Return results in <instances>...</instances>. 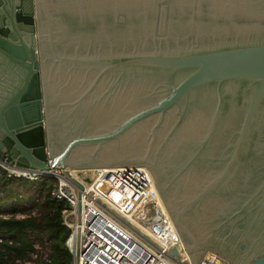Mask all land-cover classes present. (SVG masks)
I'll use <instances>...</instances> for the list:
<instances>
[{
	"label": "water",
	"instance_id": "1",
	"mask_svg": "<svg viewBox=\"0 0 264 264\" xmlns=\"http://www.w3.org/2000/svg\"><path fill=\"white\" fill-rule=\"evenodd\" d=\"M111 1L104 5L103 0H0V156L36 168L60 164L80 190L83 184L71 175L70 168L123 163L146 165L178 233H182L181 242L175 241L167 249L168 255L177 258L186 252L193 264H198L210 251L227 264H264V251L255 256L244 253L242 258L236 255L241 249L259 246L264 241V230L258 232L260 224L247 229L245 219L237 216L264 191V162L246 176L251 181L247 187L233 188L231 181L240 169L238 157L254 127L258 131L253 138L264 152V36L247 40L210 39L205 33L198 34L197 38L187 36L191 35L190 28L185 32L176 28L181 19L177 25L173 23L175 11L179 10V2L174 0L173 9L166 12L172 18L173 29H169L170 19L162 29L163 32L169 29L170 36L160 38L151 36L150 32L148 40L137 41L129 47L117 45L116 48L115 39L108 40L107 47L102 41H96L87 50L80 45L61 46L63 40L56 35V27L64 23L74 29L86 27L88 18L78 19L76 11L102 13L93 16L98 22L99 18L108 16L106 28L112 29L122 12L121 2L127 0ZM52 2L54 5L50 6ZM48 20L53 24V37L57 36L53 40V58H47L52 42L44 36ZM91 23L87 26L91 30L99 25ZM147 28L150 30L148 20ZM79 61L85 63L83 69L88 73L79 75L76 86L77 94L81 95L79 99L68 102L52 97L49 73L73 74ZM60 82L66 85L65 81ZM96 88L101 90L100 98L113 100L118 91L129 90L143 100L129 108L125 104L123 113L110 119L108 124L91 128L89 125L94 124L77 116L73 108L85 96L97 91ZM235 104L239 108L231 109ZM232 110H237L235 127L224 148L225 157H211L210 164H216L217 169L206 170L208 174L202 177V186L190 194L193 202L214 190L223 192L217 205L218 214L214 216L215 225L211 234L210 231L207 234L212 239L207 236L193 239L186 232L182 217L186 211L185 200L178 197V188L184 185L185 176L188 180L194 176L191 173L198 161L209 158L210 145L217 139L218 130L229 126L225 121ZM198 119L202 125L200 135L191 138L188 135L181 142L189 138L186 144V147L192 145L189 154L185 146L178 145V148L184 147V156L180 152L164 158L161 149L178 135L182 124ZM139 127L147 129L139 149L105 153V149H111ZM243 191L248 197L245 200L235 197V201L241 202L237 207L232 200L233 193ZM256 202L257 199L253 203ZM178 208L181 210L177 212ZM235 222L238 229H234Z\"/></svg>",
	"mask_w": 264,
	"mask_h": 264
},
{
	"label": "built area",
	"instance_id": "2",
	"mask_svg": "<svg viewBox=\"0 0 264 264\" xmlns=\"http://www.w3.org/2000/svg\"><path fill=\"white\" fill-rule=\"evenodd\" d=\"M51 162L49 158L48 163ZM0 170L32 181L55 180L51 194L68 204L63 211V223L70 229L67 244L73 253L71 264H193L186 252L177 258L167 253L170 245L181 239L146 165L123 163L70 168L71 175L83 184L81 190L60 164L36 168L0 156ZM0 194L2 202H7L4 192ZM25 205L28 207L29 203ZM198 264L227 262L209 251Z\"/></svg>",
	"mask_w": 264,
	"mask_h": 264
},
{
	"label": "flooded vegetation",
	"instance_id": "3",
	"mask_svg": "<svg viewBox=\"0 0 264 264\" xmlns=\"http://www.w3.org/2000/svg\"><path fill=\"white\" fill-rule=\"evenodd\" d=\"M179 2V10L183 13L185 12H193L192 9L193 3H189L188 1ZM111 0H103L104 5H108L111 3ZM142 0H127L122 1L120 8H122V12L118 15V19L114 23L112 29H110L111 33L115 34V47L124 46L129 47L135 42H141L143 39L149 38L150 30L147 28V17L146 10L144 5L141 4ZM202 2V1H201ZM224 2H229L230 11L223 12L225 9H221V11L217 14V16L213 15L211 8L205 9L201 4L197 7L201 13L208 17L206 22L199 21L200 27H195L194 29L202 31V33H207L209 31L212 32L209 35L210 39L217 37V40H247L252 37H263L264 31V19L262 17V13L257 10L251 0H217L215 3L216 7H222ZM208 4H211V1H208ZM95 15H102V13L96 11L86 12H75V17L84 18L86 16L92 17ZM125 19H124V18ZM182 21L179 22V27H187L186 25L182 26ZM179 27L178 28L179 30ZM57 28L56 35L60 36L63 40L61 46L72 48L68 46H72L76 48V45L79 43H75L79 40V37L84 34V26L77 27L76 29L71 26H66L63 28ZM83 29V30H82ZM109 28H105L103 36L105 40L103 41L105 47L108 45V35L107 31ZM200 34V33H198ZM78 64V63H77ZM65 67V66H64ZM77 70L72 74V72H65L61 76H57L55 73H49L50 77V88L51 94L55 95L58 100L72 101L74 99H79L81 95L77 94L76 86L80 82L79 75L80 74H88L84 71L83 68H76ZM70 75V76H69ZM63 80L66 82V85H63L60 81ZM92 93V95H87L83 98V100L79 101L75 104L73 108V112L75 113H84V119L88 122H91L94 125H89L91 128L101 127L109 123L110 119L117 117L118 115L123 113V106L127 104V107H132L138 101L143 99H138V95L127 90L125 93L118 91L116 95L110 98H100L99 94H101V90H98ZM100 98V99H99ZM99 99V100H98ZM80 103H83V106H79ZM68 108H70V104H68ZM203 110V109H200ZM236 117V112L229 115V117L225 121V125H228L227 128H220L218 130L217 139L210 145V151L207 152L208 159L200 160L196 163L197 167H195L194 172L191 174L194 175L190 180L184 177V185L179 187L178 189V197L183 198V209L186 210L182 213V217L184 218V224L187 228L190 229L191 233L196 237H205L212 239V236L207 235L210 231L212 232V228L215 225V222L209 227L208 222L210 219L217 214L216 212L217 205L220 201V198L223 192L213 191L211 193H207V196L200 198L196 201L192 202L190 198L191 191H195L202 186L203 179L202 177L208 174L205 172L206 170H216L217 165L211 166L210 161L211 157L214 155L216 158L224 159L225 155H222L224 148L229 143V137L234 131V120ZM228 123V124H227ZM183 128L177 133V136L172 137L168 141V145L164 146V149H161V153L164 158H167L168 155L172 153H180L185 149L178 148V145H183L186 147L187 141L191 137H197L201 133L202 125L200 120L198 119L193 123H183ZM165 128L167 126L165 125ZM146 130L143 127H139L134 132L128 134L123 139H121L117 144H115L111 149H105V153L108 155H112L117 151L123 152V150L128 149H139L142 142L145 141L146 138ZM161 129L160 132H162ZM189 135V138L186 139L184 143V138ZM161 143V142H159ZM124 148V149H123ZM142 148V147H141ZM161 148V147H160ZM178 148V149H177ZM247 152V151H246ZM248 153V152H247ZM185 152L181 154L184 156ZM246 156V160L243 161V158ZM240 160V169L237 170L236 174L232 175V187L236 189L241 188L243 186L247 187L251 181L246 180V176L251 173H254L260 165L264 162V152L262 151L259 155H253L251 158H248V155H242L238 157ZM255 169V170H254ZM187 173H183L185 175ZM229 190V189H228ZM176 194V193H175ZM183 194L184 196H181ZM177 195V194H176ZM167 198V197H166ZM168 201V199H167ZM169 203V202H168ZM182 209V210H183ZM178 208L176 211H180Z\"/></svg>",
	"mask_w": 264,
	"mask_h": 264
},
{
	"label": "rangeland",
	"instance_id": "4",
	"mask_svg": "<svg viewBox=\"0 0 264 264\" xmlns=\"http://www.w3.org/2000/svg\"><path fill=\"white\" fill-rule=\"evenodd\" d=\"M181 1H188L189 3H193L192 5V9L194 10L193 12H181L179 10L175 11L176 15L173 16V19L175 20L173 23L177 25V22H179V20H182V23L184 25H186L187 27H179V30L182 29V32H185L187 29H189V33H191V35H187V36H193L195 38H197L198 33H200L201 36H203L204 34L202 33V31L196 30L194 29L195 27H200L199 26V21L202 22H206L208 17L206 15H204L203 13H201L199 10H197V7L200 6L202 8V6L205 9L211 8L212 10V14L217 16V14L221 11V9H225L223 12H229L230 9V4L229 2H224V4L222 5V7H216L215 3L217 0H181ZM202 1V2H201ZM208 1H211V4H208ZM252 2H254L255 4H253V6L259 10L262 13V17L264 19V0H251ZM173 2L174 0H142V5H144L145 10L147 11L146 17L148 19V21L150 22V32H151V36H157V37H167L168 35L170 36V31L173 29L172 28V18L171 16H169L170 14L166 15V12L170 11L173 9ZM202 6H201V5ZM54 3H50V6H53ZM178 7H179V3H178ZM53 16V15H52ZM169 18H168V17ZM108 16L103 17V19L99 18V22L97 20H95V18L86 16V18H88L87 22H86V27L84 28V34L82 36L79 37V40L76 41L75 43H79V45L82 47L83 49L87 50L88 47L91 46L92 43H95L96 41L98 42H103L105 40V37L103 36L104 34V28H106L107 24H108ZM53 20L55 21L54 17H52ZM111 19V18H110ZM169 19H170V26L169 29L165 32L162 31V29H164V26H167L169 24ZM102 21V22H101ZM93 22V24H97L98 26H94V28H92L93 30H91L90 28H87L88 25H91ZM110 22V20H109ZM46 33H44V36L46 34L47 39L52 42L51 46H50V52L47 55V58H49L51 56V58H53L52 56L54 55V44H53V40L56 39V35L55 37H53V24L49 22L46 23ZM73 26H76V23L73 22ZM83 30V29H82ZM107 31V35H108V40H110V42H114L115 39V34L113 32V34L111 33L110 29L106 30ZM263 31H264V26H263ZM206 34H212L211 31L207 32ZM59 38H61L60 36H58ZM62 39V38H61ZM104 43V42H103ZM74 45H70L68 47H73ZM53 47V49H52ZM179 48V47H177ZM81 55H85L87 54L86 52H80ZM93 56H96L95 52H92ZM52 61V59H51ZM52 63V62H51ZM46 73L49 72V68L46 67ZM191 147L192 145H189V147H185V149H188V154L189 151H191ZM176 162H178L177 160H174ZM15 187H17L18 191H19V195H13L11 194L9 191H4V197L5 199H7V202H2L0 203V210L2 211L3 214H12L14 212L16 213H22L18 210L24 208L25 203H29V206L26 209V212H35V215H40V210H41V205L40 203L43 201L42 199V193L40 192V190L38 189V186L36 184H21L17 181V183L13 184ZM254 187V186H253ZM247 191V190H246ZM245 191V192H246ZM243 191L242 192H235L233 193V201L234 204L237 205V207H239L241 205V202L235 201V197L239 196L241 197L242 200H245L247 197L245 193ZM261 194H259L258 196H256L257 202L256 203H249L248 205L245 206V210L243 209V211L238 214L237 216H239L238 218H243L246 221V225L245 227L247 229L255 226L256 224H260V227L258 229V232L261 233L262 230H264V222L262 221V218L264 219V191L260 192ZM262 195V196H260ZM3 201V200H2ZM10 201V202H9ZM236 217V216H234ZM261 218V219H260ZM237 222V221H236ZM234 223V229H238V225L237 223ZM236 232V231H234ZM33 238L36 240V245H35V253L30 252V254L25 257V258H18L16 257V259H14L12 261V264H38L37 262H39L40 260L45 259L50 253H51V246H50V241L48 239L47 234L43 233V234H39L36 233L35 235H33ZM255 249H260V250H264V241H262V244H260L257 247L254 246ZM41 258L40 260H38V258Z\"/></svg>",
	"mask_w": 264,
	"mask_h": 264
},
{
	"label": "trees",
	"instance_id": "5",
	"mask_svg": "<svg viewBox=\"0 0 264 264\" xmlns=\"http://www.w3.org/2000/svg\"><path fill=\"white\" fill-rule=\"evenodd\" d=\"M17 181L21 184H36L43 201L40 203V215L30 212L27 216L19 217L16 212L3 214L0 210V264H12L16 257L25 258L35 251L36 240L33 235L36 233L47 234L52 250L45 259L40 260L39 257L38 264H71L73 253L67 244L70 229L63 223V211L68 204L51 194L55 180L44 178L32 181L9 176L0 170V193L9 191L13 195H19L17 187L13 185ZM26 209L24 206L18 211L26 212Z\"/></svg>",
	"mask_w": 264,
	"mask_h": 264
},
{
	"label": "bare ground",
	"instance_id": "6",
	"mask_svg": "<svg viewBox=\"0 0 264 264\" xmlns=\"http://www.w3.org/2000/svg\"><path fill=\"white\" fill-rule=\"evenodd\" d=\"M67 25L64 23L63 25H60V26H58L59 28H63V27H66ZM61 65H63L64 66V62H61L60 63ZM85 65V63H83V62H78V64H76V68H84L83 66ZM49 90H50V92H51V88H50V82H49ZM52 97H56L55 95H51ZM79 106H83V103H80V105ZM239 104H235V105H232V107H231V109H237V108H239ZM235 112H237V110H232V113H235ZM231 113V114H232ZM76 115L77 116H82V117H84L85 115H84V113H76ZM86 120V119H85ZM87 121V120H86ZM255 131H258V128H256V127H254L253 128V132H251V135L249 136V138L247 139V141H246V144L244 145L245 147L242 149V152H241V154L242 155H248V158H251L253 155H259L263 150H261V149H259L258 147L260 146V143L259 142H256L255 141V139L253 138V136L256 134V132ZM248 153H247V152ZM241 154L239 155V156H241ZM244 160H246V156L243 158V161ZM84 168H86V167H84ZM78 169H80V168H78ZM207 196V195H206ZM205 196V197H206ZM218 214V213H217ZM216 215V214H215ZM214 215V216H215ZM214 216L210 219V221L208 222V226L210 227L212 224H213V222H214ZM179 232V231H178ZM186 232L189 234V236H191L193 239H194V234H192L191 233V231H190V229L189 228H186ZM181 235H182V233H181ZM181 235H180V233H179V237H181Z\"/></svg>",
	"mask_w": 264,
	"mask_h": 264
},
{
	"label": "crops",
	"instance_id": "7",
	"mask_svg": "<svg viewBox=\"0 0 264 264\" xmlns=\"http://www.w3.org/2000/svg\"><path fill=\"white\" fill-rule=\"evenodd\" d=\"M258 248V246H255ZM242 251H238V253L236 254L237 256L241 257L242 258V255L244 256V253H247V254H251L253 256H255L256 254H258L259 251H264V250H260V249H255L254 246L251 247V248H245V249H241ZM261 253V252H259Z\"/></svg>",
	"mask_w": 264,
	"mask_h": 264
}]
</instances>
